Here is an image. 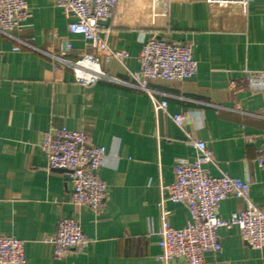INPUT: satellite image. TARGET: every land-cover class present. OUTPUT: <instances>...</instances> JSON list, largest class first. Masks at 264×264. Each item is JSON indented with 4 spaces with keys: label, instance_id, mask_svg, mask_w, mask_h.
Masks as SVG:
<instances>
[{
    "label": "crops",
    "instance_id": "obj_1",
    "mask_svg": "<svg viewBox=\"0 0 264 264\" xmlns=\"http://www.w3.org/2000/svg\"><path fill=\"white\" fill-rule=\"evenodd\" d=\"M28 3L29 26L15 38L0 33V234L24 241L26 264H164L159 203L168 194L164 187L175 181L176 161L198 155L188 134L213 151L215 163L205 165L207 172L249 180L251 199L264 211V89L246 80L251 71L264 72V0H170L168 15L157 19L148 2L124 1L108 42L129 53V69H139L146 34L194 44L193 77L150 84L155 97L167 101L166 113L156 112L152 97L131 85L77 83L73 71L52 58L68 43L69 58L96 52L102 69L129 76L117 61L107 63L104 51L71 33L67 14L52 0ZM174 113H182L183 127ZM61 126L83 130L90 143L107 148L99 175L109 194L101 213L73 203L68 174L48 166L43 133ZM165 208L170 227L191 220L185 203L167 200ZM243 208L229 196L218 214L228 218ZM64 217L76 218L90 243L58 257L50 239ZM219 238L222 250L207 252L208 264H264V246L252 247L239 226L221 228Z\"/></svg>",
    "mask_w": 264,
    "mask_h": 264
},
{
    "label": "built area",
    "instance_id": "obj_2",
    "mask_svg": "<svg viewBox=\"0 0 264 264\" xmlns=\"http://www.w3.org/2000/svg\"><path fill=\"white\" fill-rule=\"evenodd\" d=\"M124 1L127 0H52L68 16V29L71 33L84 37L91 49L102 50L108 63L117 61L127 71L129 79L112 75L100 66V56L96 52L83 51L77 59L68 57L71 44L60 54H53L57 65L70 68L75 81L87 86L97 81H110L128 84L148 93L153 100L156 112H167L166 100L155 97L150 86L153 81H184L198 71V61L194 56V44L174 42L156 33L144 35L139 52V69L131 70L126 65L129 53L113 49L108 42L110 30L118 27L124 14ZM151 7V18L168 15L170 0H142ZM32 13L28 0H0V33L15 38V33L29 26ZM110 22L109 28L106 23ZM19 49L18 46L14 47ZM253 89H264V72L251 71L246 76ZM172 118L183 127L182 113H174ZM190 142L198 150L194 160L179 159L174 165L175 181L164 187L159 207L161 228L158 231L162 252L159 259L164 264L178 261L180 264H208L207 252H219L222 244L219 238L221 228L239 226L242 236L254 248L264 246V211L251 199V183L247 179L222 172L219 176L210 175L205 165L215 163L213 151L205 141L188 134ZM41 148L48 157L51 169L64 170L72 183V202L87 206L101 213L108 199L109 187L100 177V168L105 163L107 148L90 143L89 135L80 129L66 126L52 127L43 133ZM264 165V155L259 157ZM229 196L240 199L243 210L234 212L228 218L218 214L222 200ZM167 200L185 203L191 213V220L183 228L170 227L167 222L169 211ZM54 254L58 257L73 249H82L90 239L74 217L61 218L55 235L50 239ZM0 264H26L24 241L14 235L0 234Z\"/></svg>",
    "mask_w": 264,
    "mask_h": 264
}]
</instances>
